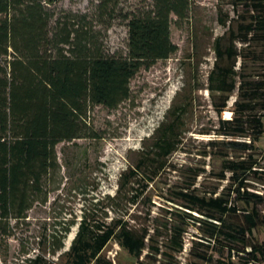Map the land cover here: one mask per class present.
I'll return each instance as SVG.
<instances>
[{
	"label": "trees",
	"instance_id": "trees-1",
	"mask_svg": "<svg viewBox=\"0 0 264 264\" xmlns=\"http://www.w3.org/2000/svg\"><path fill=\"white\" fill-rule=\"evenodd\" d=\"M53 1L0 0L2 255L28 212L37 203H47L50 183L61 170L57 145L101 137L89 121L92 109L98 105L115 109L131 98L133 77L178 50L171 24L174 17L187 18L191 8V0H152L148 8L124 13L118 9L120 0H99L92 11L56 12ZM232 3L241 13L228 33L216 39L217 60L209 76L211 92L222 95L215 103L219 127L202 132L215 134L204 155L221 160L215 174L227 185L202 193L196 184L206 170L190 168L189 182L167 198L171 206L160 220L156 216L140 227L130 224L124 214L108 222L84 212L70 248L62 253L67 264H114L103 255L113 240L137 264H180L190 222L202 231L191 240V254L198 260L192 264L213 262L214 246L228 249L220 264L264 262V241L255 237V231L264 228V166L255 154L264 135V74L251 77L246 72L248 61L264 55V0ZM118 18L127 22L126 54L105 49L103 30ZM237 87L238 97L229 107ZM185 106L171 107L151 143L139 151L137 162L121 174L116 193L97 204L108 201L105 207L129 209L142 197L148 200L144 194L164 172L179 170L169 160L183 144ZM228 108L232 118L224 117ZM232 216L236 220L229 219ZM63 224L62 230L51 234L52 254L64 247L75 222ZM40 241L51 242L46 234ZM26 264L58 263L39 252Z\"/></svg>",
	"mask_w": 264,
	"mask_h": 264
},
{
	"label": "rangeland",
	"instance_id": "rangeland-1",
	"mask_svg": "<svg viewBox=\"0 0 264 264\" xmlns=\"http://www.w3.org/2000/svg\"><path fill=\"white\" fill-rule=\"evenodd\" d=\"M98 2L54 0L51 8L56 12H87L92 11ZM152 3V0H120L118 9L124 13L132 12L148 8ZM240 13V8H235L232 0H191L187 18L181 20L173 16L171 38L178 50L169 58L157 61L149 69L142 68L131 80V98L117 108L98 105L92 109L89 121L100 138L79 139L76 143L62 142L57 145L61 170L59 176L50 183L48 201L45 204L37 203L28 212L26 220L20 222L15 235L8 239L6 252L3 255L0 253V264H26L27 258L39 252L58 264H67V257L62 253L70 248L84 212L98 219L105 217L108 222L124 214L134 227H140L146 221L151 224L152 218L156 216L160 220L171 206L167 198H173L176 188L189 182L190 168L206 170L196 184L202 193L218 186L221 191L227 185V181L220 182L215 174L221 169V160L204 155L206 143L215 134L213 131L210 134L202 132L219 127L220 118L215 103L221 101L222 95L219 92L213 94L209 89V76L217 60L216 39L228 33L232 20L237 19ZM103 38L108 52L126 54L127 22L115 19L104 28ZM237 46L240 48L241 44L238 42ZM257 48L260 50L259 46ZM260 58L247 62L246 72L249 76L264 74V55ZM240 67L239 59L236 68ZM238 94L237 87L229 97V107L234 104ZM181 103H186L183 144L169 160L179 170L164 172L144 194L148 200L142 197L140 202L129 209L119 211L115 206L105 207L110 203L108 201L97 204L98 199L116 193L121 174L137 162L139 151L151 143L152 135L166 120L171 107ZM233 116L231 108L224 113L225 118ZM256 145L255 154L264 166V135ZM232 155L235 156V153ZM229 219L236 220L233 216ZM67 220H74L75 224L64 238V247L52 254L51 234L62 230ZM198 226L193 222L188 226L184 249L178 256L180 264L198 261L191 254L194 245L191 240L202 232ZM45 234L51 242L43 245L40 240ZM255 237L264 241V228L257 229ZM210 252L214 260L204 264H220L219 261L228 255V249L220 246H214ZM103 255L114 264H137V260L114 240L106 246Z\"/></svg>",
	"mask_w": 264,
	"mask_h": 264
}]
</instances>
